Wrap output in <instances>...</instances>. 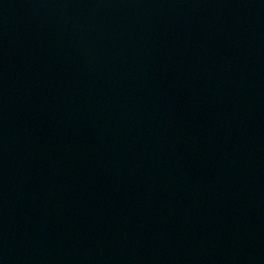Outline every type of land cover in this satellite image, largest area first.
Returning a JSON list of instances; mask_svg holds the SVG:
<instances>
[{
  "label": "water",
  "instance_id": "water-1",
  "mask_svg": "<svg viewBox=\"0 0 264 264\" xmlns=\"http://www.w3.org/2000/svg\"><path fill=\"white\" fill-rule=\"evenodd\" d=\"M0 264H264V0H0Z\"/></svg>",
  "mask_w": 264,
  "mask_h": 264
}]
</instances>
